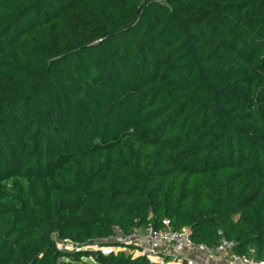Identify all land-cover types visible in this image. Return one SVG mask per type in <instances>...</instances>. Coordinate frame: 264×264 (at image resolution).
I'll use <instances>...</instances> for the list:
<instances>
[{
  "label": "trees",
  "instance_id": "1",
  "mask_svg": "<svg viewBox=\"0 0 264 264\" xmlns=\"http://www.w3.org/2000/svg\"><path fill=\"white\" fill-rule=\"evenodd\" d=\"M165 221L264 261V0H0V264Z\"/></svg>",
  "mask_w": 264,
  "mask_h": 264
},
{
  "label": "built area",
  "instance_id": "2",
  "mask_svg": "<svg viewBox=\"0 0 264 264\" xmlns=\"http://www.w3.org/2000/svg\"><path fill=\"white\" fill-rule=\"evenodd\" d=\"M164 226L166 228L162 230L148 227L129 233L116 229L115 235L108 240L112 247L104 246L101 251H129L134 257H145L153 264H264L255 257V250H251L249 255L238 254L235 242L223 239L214 248L195 245L190 228L174 231L169 221H165ZM57 243H69L71 248L66 251L78 250V246L68 241ZM90 248L98 250L99 246Z\"/></svg>",
  "mask_w": 264,
  "mask_h": 264
},
{
  "label": "rangeland",
  "instance_id": "3",
  "mask_svg": "<svg viewBox=\"0 0 264 264\" xmlns=\"http://www.w3.org/2000/svg\"><path fill=\"white\" fill-rule=\"evenodd\" d=\"M58 247H59V249L64 250V251L71 248V246H69V243H58ZM85 262H88L90 264H96L92 259H87Z\"/></svg>",
  "mask_w": 264,
  "mask_h": 264
}]
</instances>
